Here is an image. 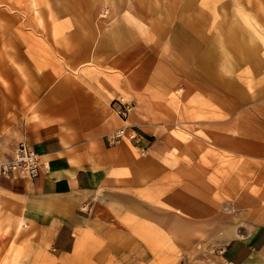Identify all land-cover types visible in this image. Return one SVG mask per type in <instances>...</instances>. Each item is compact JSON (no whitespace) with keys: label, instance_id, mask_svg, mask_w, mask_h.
<instances>
[{"label":"crops","instance_id":"obj_1","mask_svg":"<svg viewBox=\"0 0 264 264\" xmlns=\"http://www.w3.org/2000/svg\"><path fill=\"white\" fill-rule=\"evenodd\" d=\"M58 2L57 40L31 39L21 15L0 24V163L20 141L42 161L36 177L0 170L17 264H264V108L205 96L218 114L182 119L173 99L192 81L169 44ZM35 48L60 53L61 69L39 68ZM125 124L135 140L111 142Z\"/></svg>","mask_w":264,"mask_h":264},{"label":"rangeland","instance_id":"obj_2","mask_svg":"<svg viewBox=\"0 0 264 264\" xmlns=\"http://www.w3.org/2000/svg\"><path fill=\"white\" fill-rule=\"evenodd\" d=\"M57 2L63 10L70 8L84 19L90 13L101 18L116 17L125 23L129 34L169 44L176 54L179 75L192 81L185 91L179 89L182 103L190 90L191 102L196 104L204 103L206 96L221 107L225 101L230 110L238 106L264 108V0H0V24L6 21L7 12L21 15L20 21L31 20L25 30L34 32L35 38L31 39L57 40L66 27L58 28ZM41 50L47 58L39 68L58 64L55 71L61 69L60 53L48 56L47 49H34ZM185 112L182 111L181 118L189 120L190 114ZM260 117L264 120V109ZM183 127L192 128L184 124ZM9 136L7 133L0 139V154ZM11 216L12 212L0 203V264L22 261L13 257L21 243L16 235L18 227L6 225ZM41 262L47 263L45 259Z\"/></svg>","mask_w":264,"mask_h":264},{"label":"built area","instance_id":"obj_3","mask_svg":"<svg viewBox=\"0 0 264 264\" xmlns=\"http://www.w3.org/2000/svg\"><path fill=\"white\" fill-rule=\"evenodd\" d=\"M113 104H115V110L118 115L125 120L130 111L131 102L126 99H118L113 102ZM136 137V132L128 124L122 125L109 134V140L114 143L125 138L132 141L135 140ZM41 165L42 161L40 155L34 152L28 143L20 141L17 143L11 159L0 163V170L3 173L11 172L31 178L38 176Z\"/></svg>","mask_w":264,"mask_h":264},{"label":"bare ground","instance_id":"obj_4","mask_svg":"<svg viewBox=\"0 0 264 264\" xmlns=\"http://www.w3.org/2000/svg\"><path fill=\"white\" fill-rule=\"evenodd\" d=\"M214 2H215V0H213ZM62 72V71H61ZM170 94V93H169ZM189 100V99H188ZM188 100H187V102H185L186 101V99L184 100V104L181 102V101H178V100H176V99H173V101H175V105L178 107V108H181V109H183L182 111H187V112H185V113H188V112H192V114H194L196 117H203L204 118V116H206V112H208L207 113V115L208 114H210V115H216L215 113H217V111H216V108L214 107H212L211 105L209 106L208 104H209V102H208V104L205 102V104H203V103H201V104H199V102H198V104H196V103H193V102H190L191 100H189V102H190V104L189 105H187V106H185V104H187L188 103ZM206 100V99H205ZM215 106V105H214ZM218 109V108H217ZM181 111V112H182ZM182 114V113H181ZM189 114H191V113H189ZM191 114V115H192ZM218 114V113H217ZM109 115V114H108ZM185 115V114H184ZM190 115V116H191ZM135 116V115H134ZM219 116V115H218ZM188 117V116H187ZM194 117V116H193ZM193 117L191 118L190 117V119H193ZM208 117H209V115H208ZM208 117H206V118H208ZM106 118V117H105ZM184 118V117H183ZM214 118V117H213ZM212 118V119H213ZM216 118V117H215ZM218 118V117H217ZM107 119V118H106ZM197 119V118H196ZM211 119V120H212ZM110 120V119H109ZM191 127V126H190ZM117 129V128H116ZM191 129V128H190ZM192 130V129H191ZM191 130H189V131H191ZM193 131V130H192ZM195 132V131H194ZM197 132V131H196ZM200 134V133H199ZM182 135V134H181ZM202 135V134H201ZM237 136V135H236ZM203 137V136H202ZM176 139V138H175ZM180 139H183V138H180ZM204 139H206V137H204ZM130 141V140H129ZM185 141V140H184ZM182 143V142H181ZM209 151V150H208ZM213 151V150H212ZM209 155V154H208ZM212 159H214L213 157H212ZM198 160V159H197ZM207 162H209V161H207ZM208 164V163H207ZM49 168V167H48ZM18 219V218H17ZM53 233V232H52ZM69 255V254H68Z\"/></svg>","mask_w":264,"mask_h":264}]
</instances>
